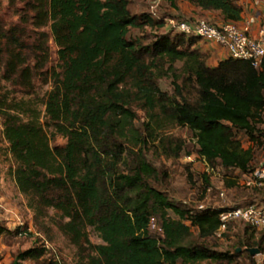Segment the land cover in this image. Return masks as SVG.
<instances>
[{"label": "trees", "instance_id": "trees-1", "mask_svg": "<svg viewBox=\"0 0 264 264\" xmlns=\"http://www.w3.org/2000/svg\"><path fill=\"white\" fill-rule=\"evenodd\" d=\"M183 1L219 12L223 22L243 21L239 0ZM26 6L33 17L23 23L33 36L0 21V122L15 163L10 174L35 221H53L84 264H234L240 252H218L204 242L218 232L223 209L173 202L159 187L166 175L148 153L173 162L190 157L186 129L196 156L209 166L252 174L264 151V66L256 70L228 57L211 68L200 39L181 33L146 43L132 31L160 30L164 23L133 15L129 0H30ZM47 28L50 35L41 32ZM51 39L60 72L52 75L42 117L29 101L10 100L3 83L29 95L49 62ZM163 78L173 79V95L161 89ZM139 111L148 120L142 127ZM57 137L64 146H52ZM260 190L253 193L264 199ZM153 222L160 237L151 232ZM89 228L102 244L89 241ZM6 233L0 226V237ZM44 254L30 249L12 264L38 262Z\"/></svg>", "mask_w": 264, "mask_h": 264}, {"label": "rangeland", "instance_id": "rangeland-1", "mask_svg": "<svg viewBox=\"0 0 264 264\" xmlns=\"http://www.w3.org/2000/svg\"><path fill=\"white\" fill-rule=\"evenodd\" d=\"M29 1L0 0V21L7 28L21 27L33 36L30 24L25 25L23 23L25 17H33V13L27 10L26 4ZM129 1L130 11L133 15L150 14L155 19L160 18L164 23V27L160 30L146 29L142 33L138 30L132 31L133 36L144 37L146 43L153 41L157 35H170L172 37L180 35V32L175 28L176 24L181 20H187L183 14L194 13L183 4L182 0H176L173 5L168 0ZM253 1H238V4L243 8L244 19L243 23L236 25L243 30L248 21L252 17H256L257 20L250 26L249 33L252 28L259 33L264 31V5L259 10L254 9L252 6ZM197 19H204L213 24H218L216 19H209L206 15H201ZM41 32L50 35L49 28ZM32 41L33 38L29 40V43H32ZM48 47L50 52L49 62L33 80V89L29 95L24 94L18 86L11 87L6 82L3 83L4 92L8 91L10 93V100L29 101L42 113V117L45 111L43 104L46 95L52 89V75L55 72H60L58 47L52 39ZM197 47L207 55V63H211L209 60L212 59V55L217 53V50H214L215 47L201 40H199ZM177 67L180 68L181 65L178 64ZM159 84L164 92L173 95V79L163 78ZM138 116V125L142 127L144 123H147V117L142 111L138 112ZM181 132L187 141V152L191 153V160L185 155L177 162H173L162 156L154 155L152 152L148 153L149 160L156 165L161 173L166 175L159 187L173 202L193 210H199L203 205L212 209H230L253 203H264L262 195L257 196L256 193H253V189L246 186L247 178L241 176L238 172L226 171L216 165L214 167L216 173L209 176L206 173L207 168L204 162L196 156L197 147L195 142L191 140L190 133L186 129L181 130ZM240 138L244 148H249L247 138L243 136H240ZM65 143L66 140L57 137L53 140L52 146H64ZM263 164L264 151L257 153L256 169L261 168ZM13 168H15V163L9 152V145L4 138L2 122H0V226L9 231V233L0 237V264H12L21 253L34 248L45 249L44 256L38 262L25 260L21 264H84L77 248L59 231L53 221L48 218H42L38 222L35 221L33 212L28 208L26 199L19 193L10 174V170ZM205 178L208 182L205 181ZM231 180H237L238 182L235 187L227 188L226 184ZM209 188L212 189L211 192L207 191ZM260 191H264V189ZM223 192L225 195L221 197ZM17 229H25L26 234L20 235ZM151 232L156 237H160L158 225L152 227ZM87 233L92 244H102L94 229L89 228ZM193 234L194 238H197V230H193ZM261 237L264 238V230H256L248 225L235 223L231 224L221 237L215 235L204 242L210 248L222 253L236 254V251L240 250L234 264H264V239H260ZM261 240H263L261 248H255L261 253L251 256L249 249L244 246L248 242L255 244Z\"/></svg>", "mask_w": 264, "mask_h": 264}, {"label": "built area", "instance_id": "built-area-1", "mask_svg": "<svg viewBox=\"0 0 264 264\" xmlns=\"http://www.w3.org/2000/svg\"><path fill=\"white\" fill-rule=\"evenodd\" d=\"M264 5V0H254L252 6L254 9H260ZM259 15V14H258ZM179 21L175 28L181 34L188 37H196L201 41L213 44L227 52L228 56L235 60L248 61L254 69L261 70L264 66V31H260L257 37L250 33V26L257 20L252 17L245 29H240L233 23H211L204 19H188ZM174 24V22H172ZM191 160V157L188 158ZM201 159V158H199ZM206 166V173L211 176L216 173L213 167H210L204 159H201ZM246 186L250 189H264V165L256 169L247 176ZM211 192L212 189L207 190ZM224 192L221 197H224ZM200 210L207 209L204 205ZM221 226L216 233L221 237L231 224L239 223L248 225L256 230H264V203H253L246 206L223 209L220 214ZM152 227H155L153 222Z\"/></svg>", "mask_w": 264, "mask_h": 264}, {"label": "crops", "instance_id": "crops-1", "mask_svg": "<svg viewBox=\"0 0 264 264\" xmlns=\"http://www.w3.org/2000/svg\"><path fill=\"white\" fill-rule=\"evenodd\" d=\"M183 4H185L188 8L191 9L192 12L194 13H185L183 14L184 18H188V19H193V18H198L199 16L201 15H206L209 19H216L218 21V23H222L223 22V18L221 16V14L219 12H205V11H201L200 9L198 8H195L193 6H191L189 3L183 1ZM243 19H244V14H243ZM243 23V22H242ZM250 34L253 36V37H257L258 36V31L256 30H252L250 31ZM208 45H212L214 46V50H217V53H215L214 55H212V59L209 60L211 61V63H208V66L211 67V68H216L218 67L219 63L225 59H227L229 56L227 54L226 51L220 49L219 47L213 45V44H210V43H207ZM212 48V47H211ZM250 145V144H249ZM248 175H245L243 177L247 178Z\"/></svg>", "mask_w": 264, "mask_h": 264}, {"label": "water", "instance_id": "water-1", "mask_svg": "<svg viewBox=\"0 0 264 264\" xmlns=\"http://www.w3.org/2000/svg\"><path fill=\"white\" fill-rule=\"evenodd\" d=\"M248 251L251 254V256H255V255L261 253L258 249H250ZM238 252H240V250H238Z\"/></svg>", "mask_w": 264, "mask_h": 264}]
</instances>
